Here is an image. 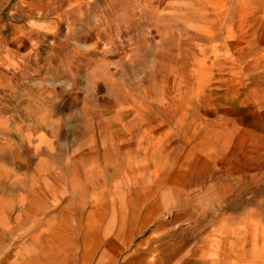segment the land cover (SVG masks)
<instances>
[{
	"label": "rangeland",
	"instance_id": "rangeland-1",
	"mask_svg": "<svg viewBox=\"0 0 264 264\" xmlns=\"http://www.w3.org/2000/svg\"><path fill=\"white\" fill-rule=\"evenodd\" d=\"M26 1L0 0V264H264V0Z\"/></svg>",
	"mask_w": 264,
	"mask_h": 264
},
{
	"label": "crops",
	"instance_id": "crops-1",
	"mask_svg": "<svg viewBox=\"0 0 264 264\" xmlns=\"http://www.w3.org/2000/svg\"><path fill=\"white\" fill-rule=\"evenodd\" d=\"M26 1V0H24ZM87 2V0H75L73 1L74 3H77V2ZM26 2L28 3H31V4H37V3H41V4H48V5H53V4H56V3H70L71 1L70 0H27ZM121 244H122V247L124 248L125 247V244H126V241L122 240L121 241ZM103 263L104 264H111L110 261L107 259V257L105 256V254L103 255Z\"/></svg>",
	"mask_w": 264,
	"mask_h": 264
}]
</instances>
